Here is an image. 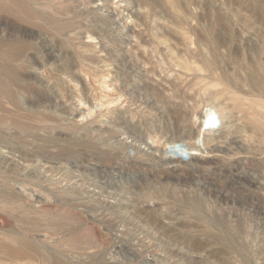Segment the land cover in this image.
I'll return each instance as SVG.
<instances>
[{"label":"rangeland","instance_id":"obj_1","mask_svg":"<svg viewBox=\"0 0 264 264\" xmlns=\"http://www.w3.org/2000/svg\"><path fill=\"white\" fill-rule=\"evenodd\" d=\"M0 264H264V0H0Z\"/></svg>","mask_w":264,"mask_h":264},{"label":"bare ground","instance_id":"obj_2","mask_svg":"<svg viewBox=\"0 0 264 264\" xmlns=\"http://www.w3.org/2000/svg\"><path fill=\"white\" fill-rule=\"evenodd\" d=\"M91 36H94V35H91ZM95 38V37H94ZM120 60V59H119ZM41 64V63H40ZM72 77V76H71ZM74 79V78H73ZM72 79V80H73ZM77 79V78H76ZM79 79V78H78ZM77 79V80H78ZM82 80V79H81ZM76 81V80H75ZM78 82V81H77ZM82 82V81H81ZM106 82V81H105ZM74 83V82H73ZM80 84V83H79ZM83 84V83H82ZM112 84H113V82H112ZM106 85H108V84H106ZM74 86V85H73ZM109 86V85H108ZM74 88H75V86H74ZM81 88H82V86H81ZM91 90V89H90ZM63 92V91H62ZM124 93V92H123ZM78 97H79V101H78V99H77V101H78V103H80V104H84L85 105V103L87 102V100H88V98L84 95V93L83 92H78ZM62 96V95H61ZM60 96V97H61ZM118 96H120L119 98L120 99H122V98H124L125 99V97H124V94H120V95H118ZM63 97H64V95H63ZM66 97H64V99H65ZM76 98V97H75ZM118 98V99H119ZM66 100V99H65ZM138 100V101H137ZM137 100H133L132 101V99H131V104L135 107V108H138V109H145L146 111H152V112H154V113H157V112H159L160 110H162V112H164V108H160L159 109V107H157V106H155L154 105V103H150V101H149V103L148 102H144V101H142V100H139L138 98H137ZM82 101V102H81ZM123 101V100H122ZM122 101L120 102V103H122ZM66 102V101H65ZM124 102V101H123ZM127 102V101H126ZM89 103V102H88ZM77 104V103H76ZM80 104H77V106L78 105H80ZM82 104V106L81 107H83L84 105ZM124 105H125V103H123ZM87 105V104H86ZM64 106V105H63ZM79 107V106H78ZM86 107V106H85ZM84 107V109L86 110L87 109V107L85 108ZM89 107V106H88ZM134 109V108H133ZM82 110V109H81ZM81 110H79V108L78 109H75L74 110V112H73V114L76 116V115H78L80 112H81ZM145 110H143L144 112H146ZM138 111V110H137ZM140 111V110H139ZM142 111V110H141ZM69 113H70V111H68ZM151 112V113H152ZM59 114H61V113H59ZM71 115H72V112H71ZM73 117V116H72ZM80 117V116H79ZM78 117V118H79ZM133 117V116H132ZM75 119H77V118H75ZM139 121H141V119H139ZM193 131V130H192ZM158 132V131H157ZM157 132H155V131H153V133L151 134V135H147L146 136V139H147V141H145V145H147V148L146 147H142L141 145L139 146V145H137L136 143H131L130 145L133 147V153H132V156L131 157H134L133 155H137V154H140V155H137L138 157L139 156H146V155H148L149 156V149L148 148H152L155 144H157L159 147L160 146H166V142H167V139H166V137H165V135H163L162 133H157ZM159 132H160V130H159ZM162 132V131H161ZM138 137V136H137ZM168 138V137H167ZM126 141V140H125ZM124 144V143H123ZM126 144V143H125ZM124 146V145H123ZM122 146V147H123ZM121 148V147H120ZM157 147H155V149H156ZM153 149H154V147H153ZM160 149V148H159ZM72 150V149H71ZM110 150V149H109ZM79 151V150H78ZM153 152L155 151V150H152ZM156 151H158V150H156ZM75 153H76V151H75ZM74 153V154H75ZM83 153V152H82ZM117 153V152H116ZM79 154H81V153H79ZM82 155V154H81ZM155 158V157H154ZM149 159V158H148ZM159 159H161V160H163L165 163H169L170 164V162L172 161L169 157L167 158H162V157H160ZM151 160V159H150ZM153 160V159H152ZM155 160V159H154ZM153 160V161H154ZM160 160V161H161ZM38 162V161H37ZM155 162H157V161H155ZM162 162V161H161ZM41 164V163H40ZM46 164V163H45ZM37 165V164H36ZM39 165V164H38ZM42 165H44V164H42ZM49 165V164H48ZM52 165H50V167H51ZM40 167V166H39ZM58 167V166H57ZM42 168V167H41ZM46 168V167H45ZM52 168V167H51ZM46 170H47V168H46ZM49 170V169H48ZM51 170H53V169H50L49 170V172L51 171ZM43 171V170H42ZM41 171V172H42ZM56 172H58L57 171V169H56ZM70 172V171H69ZM48 173V172H47ZM55 173V172H54ZM59 173V172H58ZM58 173H57V175H58ZM63 173V172H62ZM45 175H46V173H45ZM48 175H49V173H48ZM54 175V174H53ZM56 175V174H55ZM65 175V173L61 176V178L63 179V176ZM84 175V174H83ZM42 176V175H41ZM51 176V175H50ZM68 175H66V177H67ZM58 177V176H57ZM70 177V176H69ZM52 178V177H51ZM72 178V180L73 181H76L75 180V178H74V176H72L71 177ZM94 178V177H93ZM54 179V178H53ZM58 179V178H57ZM64 179H66V178H64ZM68 179V178H67ZM61 182V181H60ZM66 182H67V180H66ZM71 182V181H70ZM77 182V181H76ZM75 183V182H74ZM65 184V183H64ZM70 184V183H69ZM82 184V183H81ZM95 188V187H94ZM82 189V188H81ZM92 189V188H91ZM90 189V190H91ZM93 191V190H92ZM91 191V192H92ZM104 192V191H103ZM102 192V193H103ZM95 193H97L96 191H95ZM100 193V192H99ZM92 195H94V194H92ZM91 194H90V196H92ZM125 203V202H124ZM122 205V204H121ZM111 206V205H110ZM103 207V206H102ZM108 208V207H107ZM106 210V209H105ZM167 220V219H166ZM168 221V220H167ZM114 263V262H113Z\"/></svg>","mask_w":264,"mask_h":264}]
</instances>
